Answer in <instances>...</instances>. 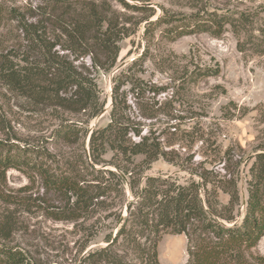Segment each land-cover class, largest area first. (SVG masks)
<instances>
[{"label": "trees", "instance_id": "16d2710c", "mask_svg": "<svg viewBox=\"0 0 264 264\" xmlns=\"http://www.w3.org/2000/svg\"><path fill=\"white\" fill-rule=\"evenodd\" d=\"M191 1L195 11L181 16L164 7L156 15L145 2H119L124 10L141 12L137 23L145 22L148 44L156 30L173 41L201 32L220 37L229 25L238 51L264 52V29L254 35L250 14L219 13L202 0ZM128 22L134 24L105 1L0 5V82L34 108L52 112L58 120L52 131L55 141H81L83 146L79 161L66 160L61 166L47 150L10 145L18 150L12 153L8 146L0 154V175L9 168H34L46 189L64 196L66 208L52 212V218L74 222L83 239L73 264H161L157 245L164 234L186 236V264H264V256L255 250L264 235V151L249 166L248 198L239 221L238 175L224 165L206 167L209 161H196L187 153L196 140L188 124L194 111L175 107L173 87L160 101L167 92L164 86L144 83L120 68L111 77L107 123L89 128L108 104L97 84L98 72L117 66L120 42L129 36ZM193 56L191 51L183 55L188 65H195L191 71L185 67L187 88L219 73L218 64L201 66ZM127 83L128 93L123 89ZM28 155L53 160V169ZM138 155L140 162L135 161ZM159 159L187 171L188 177L180 181L145 174ZM99 235L104 244L92 247ZM0 264L30 263L22 253L0 247Z\"/></svg>", "mask_w": 264, "mask_h": 264}, {"label": "rangeland", "instance_id": "374dc122", "mask_svg": "<svg viewBox=\"0 0 264 264\" xmlns=\"http://www.w3.org/2000/svg\"><path fill=\"white\" fill-rule=\"evenodd\" d=\"M100 1H105L117 11H124L128 21L134 23L131 25L128 22L129 36L120 42L116 67L121 65L120 68L127 75L142 79L149 85L164 86L167 92L160 96V101L171 94L173 87L175 107L194 111L188 124L196 140L187 153L194 155L196 161H209L206 167L221 169L224 165L228 171L238 175V220L241 221L248 198L249 166L254 160L253 156L264 151V52L238 51L237 38L229 25L220 37L201 32L183 35L173 41L162 39L159 30H156L151 44H148L143 37L145 22L137 23L143 16L141 12L124 10L120 0H97ZM126 1L145 2L154 8L156 15L162 7L179 16L195 11L191 0ZM36 2L39 0H0V5L21 7ZM202 3L208 5L209 9H217L219 13L250 14V19L254 21L250 27L256 36L264 29V0H202ZM190 51L198 65L218 64L219 73L202 78L187 88L184 83L185 67L191 71L195 65H188L189 58H183V55L188 56ZM115 68L109 73L100 71L97 75V84L108 104ZM172 78L175 80L172 81ZM128 87V83L123 87L127 93ZM109 110L93 119L89 128L105 125ZM57 125L58 120L50 110L34 108L24 97L16 95L0 82L1 156L5 155L8 146L18 145V148L26 146L47 150L55 154V160H59L61 166L66 160L79 161L83 154L81 141L73 144L55 141L52 131ZM15 147H9L12 153L17 152L18 148ZM109 155L105 157L109 158ZM27 157L32 162L42 161L47 169H53V160H40L34 155ZM142 158L138 155L135 161L140 162ZM145 174L170 175L178 177L180 181L188 177L187 171L162 159L153 162ZM220 198L222 202L227 200L224 195ZM65 208L64 196L46 189L34 168L23 171L7 169L0 175V247L22 253L30 264H73L83 239L76 232L74 222L52 218V212ZM101 238L102 235L97 236L91 246L103 245ZM255 250L264 256V235L257 242ZM157 253L161 264H186V236L162 235Z\"/></svg>", "mask_w": 264, "mask_h": 264}, {"label": "water", "instance_id": "95a60500", "mask_svg": "<svg viewBox=\"0 0 264 264\" xmlns=\"http://www.w3.org/2000/svg\"><path fill=\"white\" fill-rule=\"evenodd\" d=\"M120 67H121V65L120 66H118V67H116L115 69H116V71L118 70V69H120ZM110 104H111V97H110V102H109V104H107V105H105V107L103 108V110L101 111V113L97 116V117H100V116H102V114L110 107ZM87 156H89V153H88V150H87Z\"/></svg>", "mask_w": 264, "mask_h": 264}]
</instances>
